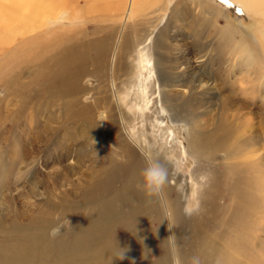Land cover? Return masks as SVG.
I'll return each mask as SVG.
<instances>
[{
    "label": "bare ground",
    "instance_id": "6f19581e",
    "mask_svg": "<svg viewBox=\"0 0 264 264\" xmlns=\"http://www.w3.org/2000/svg\"><path fill=\"white\" fill-rule=\"evenodd\" d=\"M90 1L93 16L89 21L93 22V31L87 45L82 40L85 37L81 36V40L74 38L67 34L69 30L46 29L48 18L57 19V16H51L57 0H3L0 5V27L3 30L0 42L6 34H11L10 27L16 24L20 32L44 28L43 35H56L46 37V41H53L51 49L50 45L35 47L33 53L26 56L23 66H19L0 86L22 97L24 108L27 103H34L33 117L45 118V123L38 124L34 120L31 131L23 130L22 135L17 134L20 143H23L22 139H28L29 134H34L41 144L50 141L47 152L60 151L52 154L54 157L51 160L57 163V168H51L55 171L51 175L53 184L48 191L49 200L42 206L41 203L33 204V208L29 207L32 211L28 209L24 213L23 210L10 226L0 229V264H122L118 259L121 246L116 232L121 226L125 231V248L131 252L135 264H175L177 258L181 264H189L193 256H199L202 264H216L217 260L220 264H262L248 248L250 230L255 224L253 216L262 215L260 208L263 204H254L258 200L256 197L261 196L262 177L250 175L252 179L248 183L243 174L244 170L251 169V165L241 164L247 163L248 155L253 153L249 151L244 155L243 152L257 138L264 140V136L259 126L242 129L252 121V112L248 105L238 104L235 96L216 98L217 103L214 104L212 99L208 103L198 96V92L208 86L204 81L212 79V74L208 72L197 77L195 69L192 76L184 70L180 72L185 67H182L185 58L178 53L179 47L175 45H180L176 44V39L184 33L199 36L208 26L210 35H217L218 45L213 52L218 54L219 66L226 57L237 55L236 62L243 66L240 72L253 76L258 87L256 96H264V0H231L243 11L258 17L259 22L261 20L257 30L258 42L252 44L240 37L242 41L237 47L234 36L239 34L238 31L229 28L226 12L212 1ZM108 9L115 10V15L111 11L107 13ZM167 10V20L157 30ZM222 19L225 21L220 24ZM135 20L140 28L124 30L123 33L126 23ZM118 24V36L112 45V35L117 31L114 29ZM146 27L148 29L144 30ZM149 30L155 33L154 88L157 96L161 97L159 113L161 117L169 115L172 120H180L190 112V121L185 128L186 154L182 163L186 171L188 167L192 169L187 178L194 198L192 201L195 203L199 199L201 203L186 219L181 217L178 204L174 207L170 201L174 188L169 186V181L159 196L149 198L137 189L147 163L145 153L151 157L156 155L145 134H140L137 128V121L145 123L146 114L150 112L146 88L151 84L139 93L143 103L133 120H128L129 116L120 104V84L132 86L136 79H140L139 82L146 85L151 78L149 59L146 65L142 63L146 60L141 59L142 44L151 39L148 37ZM39 37L33 34L23 44L30 46ZM232 42L235 44L232 45ZM67 44L69 48H60H65ZM133 49L140 65L131 69L127 59ZM0 51L6 52L7 49L0 48ZM91 53L93 57H90ZM240 54L246 55V58L240 57ZM213 57L208 58L212 63ZM220 70L217 69V73ZM25 72L29 75L27 82L15 81ZM86 75L95 78L97 84L83 88L81 78ZM221 81L224 86H231L224 78ZM10 84L16 91L11 90ZM209 90L212 91V87ZM250 96L254 99L253 93ZM59 101H63V105L60 116H56L54 109ZM206 104L211 107L213 104L215 110L201 111L209 109ZM40 105L43 108L36 112L35 108ZM259 107L264 109V97ZM23 112L25 109L19 113ZM258 113L264 114V111L258 109ZM180 114L182 116L178 117ZM59 122L67 126L63 129L62 126L51 128L54 126H51L52 123ZM120 125L125 131L127 143L121 139ZM263 125L262 120L260 126ZM180 144L183 143H178L179 148ZM71 146L76 148V160L70 167L66 162L73 153ZM219 152L231 157L230 162L236 158L242 161L218 166L213 162L219 163L216 158ZM52 155L45 162H49ZM155 161L167 168L169 179V166L165 161ZM199 168H203L201 179H198ZM71 176L73 180H69ZM64 181H70V185L61 190ZM179 186L177 183L176 187ZM248 187L252 188V193ZM262 196L264 198V194ZM65 218L69 225H65ZM58 224H63L61 235L53 239L49 231ZM213 226L217 230L208 232ZM171 233L176 238L175 248L165 240ZM153 254L157 256L156 261L152 260Z\"/></svg>",
    "mask_w": 264,
    "mask_h": 264
},
{
    "label": "rangeland",
    "instance_id": "374dc122",
    "mask_svg": "<svg viewBox=\"0 0 264 264\" xmlns=\"http://www.w3.org/2000/svg\"><path fill=\"white\" fill-rule=\"evenodd\" d=\"M168 1L171 2V0H166V2ZM208 1H212L217 5L221 6V10L224 9L223 11L226 12L227 14V18H228L227 22L231 26L229 28L238 31L239 36L238 35L234 36V39H236L237 42L236 44L232 42L231 43L232 45L235 44L236 47L237 45H240V42L242 41L240 37L241 38L244 37V39H247L252 44H256L258 42L256 41L257 30L260 29L261 26V20L259 22L258 17L254 16V14L243 11L237 4H235L231 0H227V4L220 2V0H208ZM2 2L3 0H0V5L2 4ZM90 2H91L90 0H57L56 3L57 6L53 9V12L51 13V16L52 17L57 16V19L49 20L48 18L46 20V27H47L46 29L55 31L60 28H63L65 30H69L67 31L68 32L67 34H69L74 38L80 39L85 37V39L82 40H84V43H86L84 45H87L88 44L87 42H89V40L92 39L91 33L93 31L92 30L93 22L89 21L90 18L93 16L92 15L93 11L92 9L89 8ZM204 2H207V0H204ZM110 11L112 15L113 14L115 15L114 13L116 12L115 10L114 12H112V10L108 9L107 13H110ZM168 12L169 11L167 10V12L163 15L161 21H159L157 30H160L163 27V24H165L168 17ZM257 18L258 21L256 20ZM110 19L112 20L113 17H110ZM80 20H82L84 23ZM224 21L225 20L222 19L220 21V24H223ZM105 24L107 23H104V25ZM119 24L117 26L115 25L116 26L115 28L117 29L114 30L117 31L113 32L112 36L114 38L112 37L113 38L112 45L116 43V39H117L116 36H118V30L120 28ZM258 24L260 25L258 26ZM79 25H81V27ZM17 26L18 24H16L12 28L10 27L11 34L8 35L6 34L5 37L2 39L3 41L1 40L0 42V48L7 49L6 52L0 51V84L1 85L4 81L8 80L9 77H11V74L15 73L14 71H16L19 66H23L22 64L24 63L26 56L28 54H32L35 47L37 48L39 47L42 48V46L48 47L50 43L53 42V41H49V42L46 41V37L49 38L50 36H54V37L56 36L48 33H45V35H43L45 30L44 28H40L39 30H36L34 32H28L25 30H22V32H20L19 27ZM26 27L27 25H25V28ZM17 28L19 32L16 30ZM30 28H33V26ZM138 28L140 27L137 24V20H135L134 22L126 23L125 29H123L122 32L125 33V31L126 32L132 31L133 29H138ZM205 28L206 29L202 31V34L201 33L198 34L199 36L194 37L191 32L190 33L192 35L186 32L181 37H178V39H176V44L178 43L180 44V45H175L179 47L180 51L178 53L183 54L185 58L182 64V67L184 65L185 67L184 69H180V72H182L181 70H184L186 73L189 72L192 76V72L195 69L197 71V72L195 71L197 77H200L201 75H204L206 73L208 74V72H210L212 74L211 75L212 79L204 81V83L208 84V86H205L203 90H200L201 92H198V96L199 97L201 96V98L204 99L205 101H208V103L210 99H212L211 103L213 104L214 102L217 103L216 98H221V97L224 98L226 95L235 96V101L238 104L248 105V109H250L252 112V117H253L252 121L249 122L248 126H244L242 129L259 126L264 136V132H263L264 125L260 126V122L262 120L264 121V114L258 113V109L264 111V109L259 107L261 103V98L264 96H260V97L256 96L255 92L258 90V87L255 83V78H252L253 76L251 75L246 76L240 72L242 71L243 66L238 65V63L236 62L238 61L237 55H233L230 58L226 57L224 63L222 62V64L219 66L217 60L218 54H215L213 52V48L217 47L215 45H218L217 35L216 36L214 34L210 35L209 27L205 26ZM147 29L148 28L146 27L144 30ZM0 34L3 35V30H1V27H0ZM33 34H35V36L40 35V37L42 36L44 37L42 38L39 37L38 40L33 42L30 46H25V44L23 43L26 41L27 38L30 39ZM148 34H149L148 37H151V39L150 40L148 39L142 44L141 59L146 60L144 62L142 61V63L145 65L147 64L149 59L150 64L152 66V69L150 70V72H152L150 75L151 78L150 80H148V83H146V85H142V83L139 82L140 79H136L135 82L132 84V86L127 85L125 87L120 84L119 85L120 88L119 90H121L120 104H122L121 108L123 112L129 116L128 120L129 119L133 120L134 114L137 115L139 111V107L143 103V97L142 96L140 97L139 93L140 92L142 93V89L143 91H145L144 88L147 87L149 84H151V87L146 88V91H148L146 92L147 94L146 97H147V101H149L150 112L146 114V122L143 123L144 124L143 127H141L143 125L141 121H137L138 132L142 135L145 134L147 138L146 140L149 142V145H152L151 147L152 152L156 154L155 156L154 155L152 156V159L165 161V163L169 166L170 168V176L168 179L169 186L172 187V189L174 188L172 195L169 198H171L170 201L174 204V207H176L178 204L179 213L181 217L186 219L188 215L185 214L184 211L185 208L194 206L193 208L196 209L197 207L199 208V205L201 203L199 199L198 201L196 200L195 203H193L192 201L194 198L190 192L191 188H190L189 180H187L188 174L192 169L191 167L190 169L188 167V170L186 171V166L183 165L182 163V160L183 158H185L184 156L186 154V148L184 146L185 143L184 141L186 138L185 128L187 127L186 125L190 121V112L188 111L187 113H185L184 118H181L180 120L176 118H175L176 120H172L169 115L168 116L165 115L164 117H161L158 106L161 97L157 96V94L155 93L156 88H154L155 87L154 83L156 82V72L154 70L156 50L154 51L153 48V43H154L153 39L155 38V33L152 34L149 30ZM242 34L245 36H243ZM81 43L83 44V42ZM72 44L73 43H71L70 45L72 46ZM52 45L53 44L49 46L50 49L52 48L51 47ZM70 45L67 44L65 48L63 47L60 48L66 49L69 48ZM129 53L131 54L129 59H127L129 66L132 67L131 69H134L135 66L136 68H139L140 61L136 60L135 49L131 50ZM89 55L90 57H93V53ZM147 55H149V57H147ZM172 56L176 57V55L174 54H172ZM209 57L214 58L213 63L209 61L208 59ZM240 57L246 58V55L240 54ZM215 64L218 66H216ZM219 68L221 70L219 71V73H217V69ZM191 76L189 77V79L191 78ZM28 77L29 75L27 74V72H25L22 76H20V78L18 77L15 81L24 83L28 81L29 79ZM223 78L228 83H230L231 85L229 86L230 88L224 86L225 84L222 83L221 81V79ZM81 82L83 88H85L84 86H88L90 84L93 85L97 84L96 79L91 77L90 75L83 76L81 78ZM10 85H11L10 86L11 90H15L13 87L14 85L13 84ZM210 87H212V91L209 90ZM252 93L254 94V99H251L250 94ZM213 104L212 107L209 106V104H206L205 106H208L207 108L209 109L207 110L201 109V111L215 110L216 107ZM32 105L34 106V103H30V104L27 103V106L24 108L25 105L23 104L22 97L16 95L13 92H8V89L0 86V229L2 227L10 226L11 223L14 221V219L17 217V214L22 212L23 210H25L24 213L29 211L28 209L32 211L33 204L41 203L40 206H42V203H45L47 200H49L48 191L51 189L50 186L53 184L51 182V178H52L51 175L55 171V169H51V168L53 167L57 168V163L54 161L52 162L51 159L52 157H54L52 154L60 153V151H58L59 149H56V151L52 153L47 152L50 141L47 144L45 143L46 145L44 143L41 144L36 137L34 138L35 136L34 134L33 136L29 134V137L26 140L22 139L23 143H20L21 140L17 139V137L19 136V135L17 136V134H21L23 130L31 131V129L34 128V120L38 121V124L46 122L43 116L39 118L33 117L34 113L32 112H35V110ZM61 105H63V101H59L55 105L54 110L56 111V116H60V112L62 109ZM42 108L43 107L41 105L38 108H35L36 112L38 109L41 110ZM24 109L25 112L20 114L21 111H23ZM180 116H182V114L178 115V117ZM51 126H50L51 128H57V129L58 126H62L61 129H63L67 126V124L65 123L61 124V122H59L58 124L52 123ZM120 134H121V139L125 143H127V137L121 125H120ZM53 138L54 137H52L51 140ZM140 138L142 140L144 139V137L142 136ZM178 143H183V145L180 144L182 146H180L179 148ZM250 144H252V142ZM70 149L73 153L70 155L71 158L68 159V162H66V164L71 167L74 166L75 164L74 162L76 160V154L74 153L75 152L74 149L76 148L71 146ZM249 151H253V153L248 155L249 157H247L246 159L247 163H243L241 165L243 166L245 164L246 166L250 164L251 169L244 170L246 171L245 172L246 174L244 173L243 175L248 183H249V179L250 180L252 179L250 175L254 174L255 177L256 176H259L260 178L262 177V179L260 180L262 182L261 186L263 188L260 194L261 196L256 197L258 198V200L254 204L261 203L263 204V206L260 208L262 210L261 217H259V214L253 216V221L255 224L252 226L250 230L248 248L250 249V252L253 255V257L256 260L258 259L259 261H261L262 264H264V198L262 196L264 194V140L257 138L253 143V145L247 148L243 152V154L246 155ZM50 155L52 156L49 162H45L47 161L46 158H48V156ZM216 156L215 157L218 158L219 163L217 161L213 163L218 164V166L219 165L225 166L227 162L232 164L235 162L234 164H237L242 161V159L236 158L235 160L230 162L231 157H228L222 152H219ZM232 157H234V154H232ZM253 163L255 164L253 165ZM199 170L200 171L198 174V179H201L204 176L203 168H199ZM57 172H59V170ZM47 175H49L50 177ZM68 178L69 180L74 179V177L72 176ZM69 182L70 181L67 182L64 181L63 182L64 184H62L63 186H61L60 189L65 190L69 188L70 185ZM177 183L180 184L178 188L176 187ZM248 189L249 192L252 193L253 191L252 188L248 187ZM30 206L32 208H29ZM65 225H67V223ZM214 230L215 231L217 230L216 226L210 227L208 229V232L209 231L213 232ZM116 232L120 238L119 244L121 246V249H126L124 228L122 226L118 227L116 229ZM153 250L156 253V247H154ZM121 251L122 250H120V253ZM124 255L125 258L123 260H120L121 263L131 264V261H133L131 252L126 250ZM152 260L153 261L157 260V256L155 254H153Z\"/></svg>",
    "mask_w": 264,
    "mask_h": 264
},
{
    "label": "clouds",
    "instance_id": "9594fccd",
    "mask_svg": "<svg viewBox=\"0 0 264 264\" xmlns=\"http://www.w3.org/2000/svg\"><path fill=\"white\" fill-rule=\"evenodd\" d=\"M112 147V146H110ZM146 157V166L141 172V178L137 183V189L142 191L146 197H153L159 196L168 181V170L167 168L162 165L160 162L155 161L152 157L145 153ZM186 215H192L195 209L193 207H186L185 208ZM65 223L69 225V221L65 218ZM63 228V224H58L57 226L53 227L49 231L50 237L53 239L61 235V230ZM171 232V229L168 228ZM165 240L169 242L170 247L175 248L176 238L174 234H170ZM121 253L118 259L123 260L125 258V251L127 249H121ZM131 264H135V261H131ZM175 264H181V261L177 258L175 260ZM189 264H202V261L199 256H193L189 260ZM216 264H220V261L217 260Z\"/></svg>",
    "mask_w": 264,
    "mask_h": 264
},
{
    "label": "snow or ice",
    "instance_id": "6c2138e0",
    "mask_svg": "<svg viewBox=\"0 0 264 264\" xmlns=\"http://www.w3.org/2000/svg\"><path fill=\"white\" fill-rule=\"evenodd\" d=\"M220 2L227 4V0H220Z\"/></svg>",
    "mask_w": 264,
    "mask_h": 264
}]
</instances>
